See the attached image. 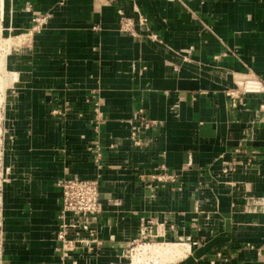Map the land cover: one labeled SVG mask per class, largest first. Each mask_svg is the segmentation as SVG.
<instances>
[{"label": "crops", "instance_id": "crops-1", "mask_svg": "<svg viewBox=\"0 0 264 264\" xmlns=\"http://www.w3.org/2000/svg\"><path fill=\"white\" fill-rule=\"evenodd\" d=\"M3 10L0 264H130L137 241L182 248L155 264H264V93L235 107L226 94L264 79V0H3ZM95 138L102 168L86 149ZM97 175L99 212L83 220L89 230L75 220L62 252L58 182Z\"/></svg>", "mask_w": 264, "mask_h": 264}, {"label": "built area", "instance_id": "built-area-1", "mask_svg": "<svg viewBox=\"0 0 264 264\" xmlns=\"http://www.w3.org/2000/svg\"><path fill=\"white\" fill-rule=\"evenodd\" d=\"M120 14L121 28L132 33L133 20L130 17L123 15L122 12ZM48 17V14L35 17L33 19L32 29H39L47 22ZM139 20L142 21V19ZM150 38L156 39V36L151 35ZM240 81L241 82L236 81L235 86L226 92L233 107L237 105V101L242 94L264 93V79L249 75ZM261 108H264V103L261 105ZM144 114L143 108H139L136 119L139 126L135 124L130 133V140L134 146L141 145V141L138 137V129L147 122ZM79 116L82 115L79 114ZM92 125L93 130L98 133V123L94 121ZM86 149L91 154L93 162L99 168H102L104 163V150L98 138L93 139ZM157 179L162 180L163 177H159ZM58 187L60 189L61 196L60 207L57 213L58 228L56 238L61 243V247L59 249L63 252L72 246V241L68 239V235L77 228L75 220L81 219L82 221L79 223V227L83 230H89L88 224L83 222V220L88 219L99 212V175L93 178H63L59 180ZM144 243L151 242L137 241L135 242L134 247L129 249L130 264H132V253L135 252V248Z\"/></svg>", "mask_w": 264, "mask_h": 264}, {"label": "bare ground", "instance_id": "bare-ground-1", "mask_svg": "<svg viewBox=\"0 0 264 264\" xmlns=\"http://www.w3.org/2000/svg\"><path fill=\"white\" fill-rule=\"evenodd\" d=\"M3 11H4L3 0H0V21L3 16ZM0 31H1V27H0ZM10 44H11V38H5L0 35V107L3 100L4 88L5 86H7V83L11 78V74L6 70V65H5V58L9 52L8 50ZM240 80L241 79H238L237 81L241 82ZM154 243H160V242H154ZM182 254H183L182 248H180L179 245L176 243H165V244L144 243L138 245L135 248V252L132 253V264H148L149 262L148 255L153 257V264H155L156 263L155 258L157 257H167L173 260L174 258L181 256Z\"/></svg>", "mask_w": 264, "mask_h": 264}, {"label": "rangeland", "instance_id": "rangeland-1", "mask_svg": "<svg viewBox=\"0 0 264 264\" xmlns=\"http://www.w3.org/2000/svg\"><path fill=\"white\" fill-rule=\"evenodd\" d=\"M0 35H1V33H0ZM1 36H3V35H1ZM4 37V36H3ZM130 253V252H129ZM148 260H149V262L148 261H146V262H148V264H153V257L152 256H149L148 255Z\"/></svg>", "mask_w": 264, "mask_h": 264}]
</instances>
